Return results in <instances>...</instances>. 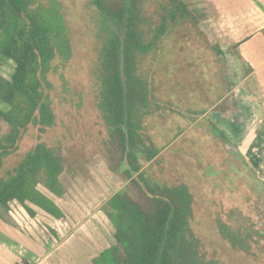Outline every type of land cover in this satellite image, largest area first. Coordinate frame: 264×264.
Wrapping results in <instances>:
<instances>
[{
  "label": "trees",
  "instance_id": "1",
  "mask_svg": "<svg viewBox=\"0 0 264 264\" xmlns=\"http://www.w3.org/2000/svg\"><path fill=\"white\" fill-rule=\"evenodd\" d=\"M147 1L85 3L95 23L97 54L92 74L96 107L108 134V165L120 171L128 187L104 204L114 227L115 243L91 264H210L200 251L199 240L187 228L191 194L182 184H149L141 164L150 163L160 152L152 148L143 122L152 113L151 105L157 107L154 91L162 79L161 65L167 66L165 73L170 68L178 82L186 73L185 78L190 81L192 76L194 82L206 73L202 59L210 54L187 51L190 38L200 40L202 36L198 24L204 15L186 0H155L149 8ZM11 20L9 43L0 50L13 63L9 79L0 75V103L5 106L0 107V120L7 125V131L0 135V168L2 158L16 149L24 130L31 126L44 132L54 126L56 116L47 76L56 71L55 61L66 62L72 53L60 0H0V31ZM212 50L214 59L209 67L221 74L213 79L207 73L221 84L226 76L224 56L240 63L242 59L233 47L221 50L213 45ZM146 59L150 67L145 74L142 63ZM171 141H165L162 148ZM62 168L58 147L36 143L16 166L0 174V207L6 209L11 200L21 204L29 201L59 216V209L37 184L61 194L58 175ZM229 241L234 245L240 240L230 236Z\"/></svg>",
  "mask_w": 264,
  "mask_h": 264
},
{
  "label": "rangeland",
  "instance_id": "2",
  "mask_svg": "<svg viewBox=\"0 0 264 264\" xmlns=\"http://www.w3.org/2000/svg\"><path fill=\"white\" fill-rule=\"evenodd\" d=\"M60 2L70 31L72 53L66 62L55 61L56 71L47 76L51 84L49 95L56 116L55 124L44 132L31 126L24 130L17 139L16 149L2 158L0 174L16 166L36 143L43 142L61 151L63 168L58 178L63 190L68 187L74 193L87 194L84 190L97 188L101 177L113 188L112 191L118 188L121 193L128 190L123 176L104 170L108 163V134L99 117L95 99L92 70L97 43L93 35L94 19L87 12L86 0ZM146 4L148 8L153 7L155 0H148ZM195 10L204 14L200 5ZM12 23L13 20L0 31V50L9 43ZM201 27L200 40L190 38L192 41L187 51L208 52L210 55H204L202 67L216 79L220 71L209 67L214 59V40L205 26ZM224 61V83L234 87L241 82L246 69L229 55L224 56ZM149 65L148 59L143 61L142 71L145 72ZM12 66L9 60L8 65L0 67V74L5 79L10 78ZM167 70L166 73L164 70L160 72L163 77L159 89L154 91L157 107L151 105L152 113L143 125L149 139L153 138V149L161 151L167 140L174 143L167 146L153 163L141 161L146 179L153 186L182 184L186 187L191 194L187 228L199 240L200 251L210 264H264V167L258 171L235 163L229 159L219 140H212L199 128L190 127L183 133L188 123L192 125L194 113L192 107L178 105L170 96L178 82L172 83L164 77L171 76L170 68ZM151 81L155 87V82ZM196 84L193 88L197 95L202 91ZM166 88L168 91L172 88L169 95ZM0 107L5 108L2 103ZM6 131V123L0 120V135ZM71 178L81 180V185L71 182ZM37 188L44 189V186L37 184ZM230 236H238L240 241L232 245Z\"/></svg>",
  "mask_w": 264,
  "mask_h": 264
},
{
  "label": "crops",
  "instance_id": "3",
  "mask_svg": "<svg viewBox=\"0 0 264 264\" xmlns=\"http://www.w3.org/2000/svg\"><path fill=\"white\" fill-rule=\"evenodd\" d=\"M186 1L196 5L194 9L198 5L204 9L199 27L205 26L212 34L214 46L221 50L233 47L246 73L234 87L223 82L217 84L208 73L203 77L198 75L197 82L192 81V76V82L188 81V73L181 82L172 74L166 75L172 83L178 82L170 96L178 105L192 107L194 113L192 125L188 123L183 133L195 127L203 130L204 135L237 136L238 150L248 166L261 171L264 167V0ZM8 63L9 59L1 55L0 67ZM164 67L167 66L161 65L160 70ZM194 84L201 86L202 92L197 95ZM165 91L170 94L167 88ZM106 168V173L121 174L111 170L108 163ZM37 189L59 209L60 215L55 216L29 201L7 202L6 209L0 208V264H91L93 258L114 243L113 226L101 206L118 188L112 191L100 177L97 188L86 189L89 195L72 193L58 198L46 187Z\"/></svg>",
  "mask_w": 264,
  "mask_h": 264
},
{
  "label": "flooded vegetation",
  "instance_id": "4",
  "mask_svg": "<svg viewBox=\"0 0 264 264\" xmlns=\"http://www.w3.org/2000/svg\"><path fill=\"white\" fill-rule=\"evenodd\" d=\"M214 135H211L210 137L212 138V140H213V138L216 140H219L220 141V143H221V145H223L224 146V148H225V150L227 151V153L229 154V159L230 160H234V162L235 163H239V164H241V165H245L246 167H248V168H251L250 166H248V164L246 163V161L244 160V158H243V156L240 154V151L238 150V147H237V145H238V141H239V138L237 137V136H233V135H230V136H227V137H221V136H219V135H216V133H213ZM235 142V143H234ZM252 169V168H251ZM59 176V175H58ZM72 179V181L71 182H75V184H80L79 182L81 181V180H79V179H77V178H71ZM58 181H59V178H58ZM264 181V180H263ZM60 184H61V186H62V183L61 182H59ZM90 184V183H89ZM81 185V184H80ZM90 188H92V187H89V190H90ZM81 189V188H80ZM88 189V188H87ZM76 191L78 192L79 190L78 189H76ZM85 191V193L87 192V194H84V195H89L90 193L85 189L84 190ZM91 191V190H90ZM72 193H74L73 192V190H72V188L71 189H69L68 187H65L64 188V190H63V187H62V193L61 194H59V195H56V194H54V195H56V197H63V196H65L66 194H69V195H72ZM77 195H79V193H76ZM80 194H82V192L80 193ZM107 201V200H106ZM105 201V202H106ZM105 202L102 204V206H101V209H102V211L104 212V209H103V207H104V204H105ZM105 213V212H104ZM106 215V214H105ZM107 217V216H106ZM108 218V217H107ZM110 221V220H109ZM110 223H111V221H110ZM112 224V223H111ZM112 226H113V224H112ZM112 236H113V240H114V227H113V234H112ZM114 243H115V240H114ZM113 243V244H114ZM112 244V245H113ZM112 245H110L108 248H110ZM108 248H106V249H108ZM105 249V250H106ZM102 252V251H101ZM94 259V258H93Z\"/></svg>",
  "mask_w": 264,
  "mask_h": 264
}]
</instances>
